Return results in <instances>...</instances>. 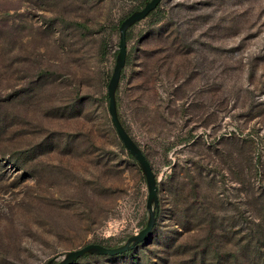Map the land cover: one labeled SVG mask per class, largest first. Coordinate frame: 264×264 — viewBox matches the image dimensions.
<instances>
[{
	"label": "rangeland",
	"instance_id": "374dc122",
	"mask_svg": "<svg viewBox=\"0 0 264 264\" xmlns=\"http://www.w3.org/2000/svg\"><path fill=\"white\" fill-rule=\"evenodd\" d=\"M147 1L0 0V264L147 226L108 95L121 20ZM127 44L117 110L156 173V222L72 264H264V0H163Z\"/></svg>",
	"mask_w": 264,
	"mask_h": 264
},
{
	"label": "water",
	"instance_id": "95a60500",
	"mask_svg": "<svg viewBox=\"0 0 264 264\" xmlns=\"http://www.w3.org/2000/svg\"><path fill=\"white\" fill-rule=\"evenodd\" d=\"M163 0H149L146 2L142 9H139L129 16H127L120 27V42H119V52L117 56V61L115 68L108 85V95H109V112L112 117L113 124L117 130V133L121 140L123 141L127 150L136 158L139 162L141 168L143 169L147 184H148V202L147 206L150 211V219L147 226L142 229L138 234L132 236L129 241L119 247H109L100 243H90L79 249L69 252L67 260L60 262L59 264H72L80 257L88 253H96L99 255H118L131 250L136 244L144 241L148 235L151 234L153 227L156 222V211L159 205V186L156 173L152 167L151 162L142 150L141 146L136 142V140L130 135L125 126L123 125L117 110V100H116V89L120 83L122 72L127 63L128 57V44H127V32L131 25L147 18L149 14L154 11Z\"/></svg>",
	"mask_w": 264,
	"mask_h": 264
},
{
	"label": "trees",
	"instance_id": "16d2710c",
	"mask_svg": "<svg viewBox=\"0 0 264 264\" xmlns=\"http://www.w3.org/2000/svg\"><path fill=\"white\" fill-rule=\"evenodd\" d=\"M159 6H160V5H159ZM159 6H158V7H159ZM158 7H157L154 11H152V12L149 14V16L155 14V13H156V10L158 9ZM137 8H138V7H137ZM137 8H136V9H137ZM136 9H133V10L131 11V13L134 12ZM149 16H148V17H149ZM122 21H123V20H121V22H122ZM127 131H128V130H127ZM136 142H137V141H136ZM88 256H89V255L86 254V255H84L83 257H88Z\"/></svg>",
	"mask_w": 264,
	"mask_h": 264
}]
</instances>
